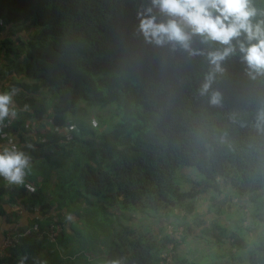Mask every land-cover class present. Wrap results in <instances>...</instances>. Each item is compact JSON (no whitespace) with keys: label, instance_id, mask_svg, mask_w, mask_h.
Segmentation results:
<instances>
[{"label":"trees","instance_id":"1","mask_svg":"<svg viewBox=\"0 0 264 264\" xmlns=\"http://www.w3.org/2000/svg\"><path fill=\"white\" fill-rule=\"evenodd\" d=\"M256 4L264 7V0ZM142 6L143 0H0V29L10 24L11 31L29 32L25 39H0V55L8 61L9 71H21L30 80L8 79L0 67V83L8 79L1 88L19 90L14 96L18 112L27 106L15 122L0 124V130L31 157V164L41 161L39 167L54 172L73 158V170L63 181L72 198L63 192L60 201L86 194L101 198L108 207L157 211L172 207L183 210L185 217L195 208L194 198L209 189L230 187L241 196L263 190L264 134L253 127L251 101L264 84L249 81L240 62L230 61L229 78L221 86L224 107H210L197 94L205 63L200 57L188 59L146 44L137 31L136 12ZM42 88L57 92L50 114L39 101ZM106 106H114L118 116L96 121V127L90 124L85 129L66 119L67 113L92 115L95 109H88ZM233 111L240 112L235 123L229 118ZM24 114L27 119L47 118L52 131H39L35 138L23 123ZM83 131L88 135L77 134ZM179 166H193L203 176L188 191L174 179ZM28 177L32 178L25 177L19 186L0 178V206L3 201L37 211L27 225L17 226L31 232L5 250L0 264H19L22 257H27L24 264H59L52 260L65 252L66 235L76 230L75 213L60 201L55 205L36 175ZM35 224L38 228L33 230ZM52 227L57 229L53 240ZM163 228L154 232L121 227L104 264L116 259L121 264H160L167 242L173 243V264H186L178 260L177 238ZM231 241L232 246L233 241L239 243ZM247 258L249 264H264V238Z\"/></svg>","mask_w":264,"mask_h":264},{"label":"rangeland","instance_id":"2","mask_svg":"<svg viewBox=\"0 0 264 264\" xmlns=\"http://www.w3.org/2000/svg\"><path fill=\"white\" fill-rule=\"evenodd\" d=\"M20 63L23 65L22 62ZM14 68L17 69V66L14 65ZM56 95L55 89L48 88H42L38 93L40 104L43 105L48 114L51 113ZM79 105L84 106V101L80 100ZM100 108H87L89 112L95 109L92 115L91 113L87 115L67 113L66 119L69 124L81 123L85 129H88V125L91 124L96 127L95 124L107 116L113 118L118 116L115 113L114 106H106L102 110ZM91 116H97V118H94L95 122ZM33 121L35 119H27L26 115L23 119V123H25V127L29 132L35 130ZM106 124L101 125V128H104ZM39 125L40 128L37 127L39 131H52L53 126L47 118H44L42 124ZM77 134L84 137L88 135V132L83 131ZM77 152L75 156H77ZM64 161L63 166L53 172V169L51 171L49 168L39 167L41 161L36 160L31 164V169L26 175L27 179L32 178L28 175H36L37 183L41 182L42 185L44 183V188L55 205H58L61 200L59 195L63 192L65 195L70 196L68 198H72L68 182L63 181L65 177L71 174L74 161L71 157ZM52 174L54 175L51 176ZM202 177V174L193 166H179L174 179L182 191H188L192 183ZM60 204L63 205V208L66 204L67 207H70L71 212L75 213L73 225L76 230L66 235L68 239L65 243V247H67L65 252L59 254V258L52 260V262H59V264H104V258L111 242L116 239L118 230L125 225H130L138 230H151L154 232L159 231L160 227H164L161 230L168 232V225L173 230L178 226L182 227L184 234L189 232L202 238L204 243L210 246V252H206V249L200 246L195 248L198 251L197 256H200V258L192 261L196 264H226V259H222V255H226L222 245L229 243L231 239H238L239 243L235 244V241H233L234 249L231 252V258L227 259L228 264H247L249 251L261 238H264V189L248 192L242 196L235 193L230 187L222 188L220 186L219 191L209 189L194 198L195 208L192 213L187 214L185 217L182 216L183 210H179V208L172 209V207L166 208V211H157L151 208L123 209L119 206L108 207L106 203L104 204L101 201V198L87 196L86 194L79 196V200L60 201ZM78 210L82 213L81 215L76 214ZM175 213H177L176 218L174 217ZM180 222L189 225L188 232ZM176 223H179V225L174 227ZM221 228L224 230L221 231ZM69 231L68 229L67 232ZM217 249L220 251L218 252ZM67 252L71 253L64 255ZM186 264L190 263L186 262Z\"/></svg>","mask_w":264,"mask_h":264},{"label":"clouds","instance_id":"3","mask_svg":"<svg viewBox=\"0 0 264 264\" xmlns=\"http://www.w3.org/2000/svg\"><path fill=\"white\" fill-rule=\"evenodd\" d=\"M136 15L137 31L146 44L202 59L206 69L200 74L197 94L210 107H224L221 86L229 78L230 61L240 62L249 81L264 84V7H258L256 0H143ZM18 91L15 87L0 91V124L16 117L13 98ZM251 102L255 105L253 127L264 134V89H258ZM239 115L233 111L229 118L235 123ZM30 169L31 157L14 143L0 146V178L10 185H23ZM26 259L22 257L19 264Z\"/></svg>","mask_w":264,"mask_h":264},{"label":"crops","instance_id":"4","mask_svg":"<svg viewBox=\"0 0 264 264\" xmlns=\"http://www.w3.org/2000/svg\"><path fill=\"white\" fill-rule=\"evenodd\" d=\"M12 28V26L10 24H7L5 26V28L0 29V39H4V38H11L14 39L16 37H20L21 39H25L29 36V32L27 30H20V31H11L10 29ZM21 60V59H20ZM8 61H6L4 59V55L1 54L0 55V67L4 68V71L7 72V76L8 79L12 78V77H17V79H20L21 81L24 82H30L29 78H27L25 75H23V73L21 71L18 72H13V71H9V67H8ZM8 79L3 80L0 83V91H6L7 89L1 88V84L7 82ZM14 100V98H13ZM14 105L17 111V115H19V112L24 113V110H27L26 107H23L22 109H20V111L18 112L19 109H17L16 106V102L14 100ZM31 112V110H29ZM17 115L15 118H9L6 119L4 121V125H6L7 123H12L15 122ZM35 119V118H34ZM33 120V119H32ZM43 121L41 120H37L35 119V121H33V123L35 124V130L34 132H30V134L32 136H34L35 138H38V132L39 130L37 129V127H39L40 123H42ZM40 128V127H39ZM10 142L9 141H5L4 138L0 139V146H6L9 145ZM0 210H2V214L0 213V239L2 237L3 234L16 230L17 226H21V225H27L28 222L31 220V218L37 214V211H26V210H22L21 212H17L14 208H12L8 203L3 202L2 201V206H0ZM173 215V214H172ZM177 213L174 214V217L176 218ZM174 223V222H173ZM181 223V222H180ZM176 225H178L176 223ZM182 225V223H181ZM177 227V226H174ZM188 232V230L186 231ZM167 233V232H166ZM173 238L176 239L177 238V244H176V254L178 256V260H185L187 263L192 262L193 260H196L197 258H200V256L198 255V251L195 250L196 247H201V248H205L206 252H210V246H207L204 243V240L202 238L196 237L195 235L188 233L184 234H174ZM199 240H201V242H199ZM231 240L229 243L227 244H223L222 248H224V253H226L225 256L222 255V259H226V264H228L227 259L231 258V254L229 253L230 249L231 251H233L234 246L231 245ZM218 252L220 251L219 249H217ZM200 254V253H199ZM246 257L245 252H244V258ZM247 262V261H246ZM247 264H249V262H247Z\"/></svg>","mask_w":264,"mask_h":264},{"label":"built area","instance_id":"5","mask_svg":"<svg viewBox=\"0 0 264 264\" xmlns=\"http://www.w3.org/2000/svg\"><path fill=\"white\" fill-rule=\"evenodd\" d=\"M2 126V124H1ZM5 125H3L4 127ZM0 133L2 134V138L5 139V141H10V134L6 133L4 130H0ZM6 184L7 181H5ZM11 207L16 209L18 212H21L22 209L19 207H16L15 204H11ZM38 228V226L35 224L33 226V230H36ZM182 230L184 231V229L180 226H178L175 230L171 229V226L168 225L167 227V233L170 234L172 237L173 235L176 234H182ZM56 231L57 229H54L53 227L50 229L49 231V238L51 240H53L55 238L56 235ZM31 232L30 229L26 228L24 231H20V230H14L13 233L11 232H7L5 234L2 235L1 239H0V257L3 256L5 254V250L10 247L13 246L14 243H16L21 237H23L26 234H29ZM174 249H173V243L172 242H167V244L164 246L162 252L160 253V257H161V261L160 264H173L174 263Z\"/></svg>","mask_w":264,"mask_h":264}]
</instances>
